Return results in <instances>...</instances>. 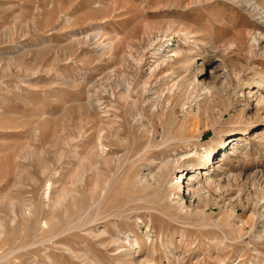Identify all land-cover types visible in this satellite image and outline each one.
<instances>
[{
  "label": "rangeland",
  "instance_id": "374dc122",
  "mask_svg": "<svg viewBox=\"0 0 264 264\" xmlns=\"http://www.w3.org/2000/svg\"><path fill=\"white\" fill-rule=\"evenodd\" d=\"M257 6L264 14V0H0V264H264L252 231L264 228V41L248 47L247 35L264 31ZM196 80L212 93L194 117L181 106ZM174 83L143 130L134 112ZM198 133L209 154L139 182L195 149L166 138ZM196 162L211 180L201 198L179 192V209L167 186Z\"/></svg>",
  "mask_w": 264,
  "mask_h": 264
},
{
  "label": "bare ground",
  "instance_id": "6f19581e",
  "mask_svg": "<svg viewBox=\"0 0 264 264\" xmlns=\"http://www.w3.org/2000/svg\"><path fill=\"white\" fill-rule=\"evenodd\" d=\"M249 4V3H248ZM254 4V3H253ZM252 6V5H251ZM255 7V6H254ZM253 7V8H254ZM256 9V8H254ZM257 18L258 19H262L263 17V10L262 8L258 7L257 6ZM251 11V10H250ZM256 12V11H255ZM254 13V12H252ZM254 15V14H253ZM261 23L263 24V27H264V20H261ZM248 32V31H247ZM247 35H249V38H248V47H256L259 45V43L261 41H264V31H257V30H252L250 31ZM248 37V36H247ZM247 43V42H246ZM234 44L235 46V43H232ZM231 45V44H230ZM162 45H160V49L158 47L157 50H162L163 48L161 47ZM165 46V45H164ZM228 46V45H227ZM230 47V46H229ZM163 52V50L161 51ZM176 52V51H175ZM156 54V53H155ZM168 56V55H167ZM170 57V56H169ZM195 80V79H193ZM262 84H260L261 86ZM174 86L176 87L175 83L173 85L170 86V88H166L164 89L162 92H160L158 95L154 97H147L145 100H143L141 102V107L138 111L134 112L135 114L132 116L133 117V120L136 122V124L141 127L143 130H146L147 129V126L146 124L143 123V120L144 119H147V116H146V111H151L156 117H158L160 115V113L162 111L165 110V108L167 107V104L168 102H170L169 99H163V97L165 96V94H168L169 96H171L173 93H174ZM199 88V92L201 91V93H199L197 90ZM115 89V88H114ZM197 89V90H196ZM111 91H113V88L110 89ZM125 92L127 93L128 92V87H126L125 89ZM190 93H193L189 99V103L192 101L193 104L190 105L189 107H184L185 104H183L181 106V109L184 110L186 112L187 115H192L194 117H196L198 114H197V111L199 109V96H202V95H209L212 93V88L207 85V84H203L201 82H198L197 80L194 81L191 85H190V88L189 90L187 91L186 95H189ZM124 94V93H122ZM97 94L95 92H90L89 93V103H90V106H91V109L95 112L97 110V106L98 105V98L96 96ZM121 95V94H120ZM123 96V95H122ZM125 96V95H124ZM127 96V94H126ZM188 99V98H187ZM88 100V99H87ZM186 103V101L184 102ZM136 105V101L134 100L132 102V106ZM192 106V107H191ZM194 106V107H193ZM132 108L134 107H131L130 108V111L132 110ZM134 111V110H133ZM163 113V112H162ZM101 124V123H100ZM110 125V124H109ZM151 125V126H150ZM106 126V125H105ZM149 126L150 127H153L151 123H149ZM101 127V126H100ZM149 127V128H150ZM101 128H99L100 130ZM118 129V128H117ZM152 129V128H151ZM154 129V127H153ZM152 129V130H153ZM151 131V130H150ZM155 131V130H153ZM153 133L155 132H152V138L154 137ZM261 133V136H264V130L260 131ZM259 135V134H258ZM229 138L227 139L228 143L229 142H233V141H236V140H240L242 139V135L241 134H234V135H229L228 136ZM260 137V136H259ZM150 138V137H149ZM166 138V137H165ZM195 139L193 141V143L195 144V149L192 150V149H187V150H184L182 152H177L175 150H171L172 152H170V155H167L166 157H164L161 162L158 164V169H157V172H156V175H152L150 176V179H148L145 175V176H139L138 179H139V182L140 183H150L152 182L153 180L152 179H157V177H161V176H164V174L168 171H172L173 167H175V165L173 163H179L182 159L184 158H188L189 156H193V157H196L198 160L200 159L201 160V153H206V154H209L211 151L209 149H204L203 151H199L196 149V147L199 145L198 144V141L201 139V134L198 133L195 137H178V138H166L165 141L162 143L163 146H169V145H174V143H188L190 140ZM164 140V139H163ZM154 142L152 141V139L150 138V140L148 139V141H146V143L142 146V148L139 150L138 152V156H142L144 155L145 153H147L151 147L154 145L153 144ZM175 146V145H174ZM96 147V145H95ZM94 147V148H95ZM162 147V146H161ZM170 147V146H169ZM104 150V149H103ZM101 151V150H100ZM102 154V152H101ZM100 155V154H99ZM199 160V161H200ZM176 164V165H177ZM199 162H196V165L193 167V164L191 166V168L193 169H190V170H181L179 171V175H178V178L176 177V181L175 183H170L169 182V186H167L168 184H165V186H167L168 188H173V187H178V189H176L175 193L177 194V197H176V204L178 205L179 209L185 207V201L181 198L180 194H178L179 192H181L182 190H185V187L187 188V190H189V194H190V198H201L203 196V190H204V186H202L203 183H209L210 182V174H207V176L203 179H205L203 181V179H200L198 178V173H193L194 170L196 169H200V166H198ZM186 172V173H185ZM192 172V173H191ZM147 173V172H146ZM149 173V172H148ZM185 173V174H184ZM188 173H191L188 175ZM169 174V173H168ZM167 174V176H168ZM203 174H205V171L203 172ZM183 175H185L184 179L186 178V182H184L183 180ZM168 178V177H167ZM166 179V178H165ZM152 180V181H151ZM158 181V180H157ZM164 182V181H163ZM161 183V182H160ZM165 183V182H164ZM164 185V184H163ZM163 186V187H165ZM49 188V187H48ZM166 188V187H165ZM105 190V189H104ZM165 192V191H164ZM169 194V193H168ZM170 199V198H169ZM199 200V199H198ZM262 208V207H261ZM254 211V210H253ZM260 215H264V208H262V211L259 213ZM245 223V221H244ZM243 225V220L242 219H239L238 220V225L237 226H241ZM252 227V226H251ZM252 231H255L256 234H264V228L262 230H256L254 227H252ZM255 229V230H254Z\"/></svg>",
  "mask_w": 264,
  "mask_h": 264
}]
</instances>
